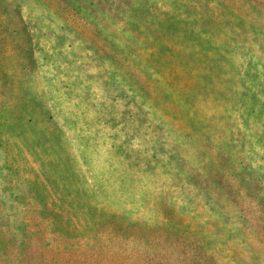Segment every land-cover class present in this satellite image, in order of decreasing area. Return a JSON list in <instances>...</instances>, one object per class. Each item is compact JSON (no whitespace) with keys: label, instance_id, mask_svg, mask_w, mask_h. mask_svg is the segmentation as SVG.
Returning <instances> with one entry per match:
<instances>
[{"label":"rangeland","instance_id":"374dc122","mask_svg":"<svg viewBox=\"0 0 264 264\" xmlns=\"http://www.w3.org/2000/svg\"><path fill=\"white\" fill-rule=\"evenodd\" d=\"M0 264H264V0H0Z\"/></svg>","mask_w":264,"mask_h":264}]
</instances>
